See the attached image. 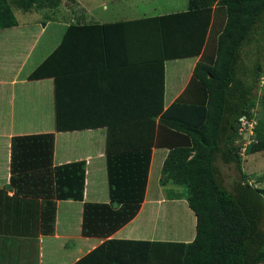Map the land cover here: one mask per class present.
Listing matches in <instances>:
<instances>
[{
  "label": "trees",
  "instance_id": "16d2710c",
  "mask_svg": "<svg viewBox=\"0 0 264 264\" xmlns=\"http://www.w3.org/2000/svg\"><path fill=\"white\" fill-rule=\"evenodd\" d=\"M61 3L0 0V31L19 26L14 8L23 12L55 10ZM213 24L218 28L216 43L208 52ZM263 27L264 0H188L186 9L172 14L118 24L79 22L69 27L61 45L30 75L31 81L47 79L57 75L55 62L57 67L79 64L87 37L113 29L119 56L124 57V46L129 45L126 40L131 37V45L148 47L149 62L159 67L153 70L150 90L159 95L160 101L153 104L160 111L151 119L137 115L140 118L134 116L129 124L131 121L124 119L128 108L123 102L121 118H106L89 126L60 124L58 120L62 119L57 118V130L97 129L106 121L111 131L107 139L109 203H85L84 237L110 238L139 214L148 185L152 148L158 146L169 149L160 184L185 189L189 207L197 217L196 238L191 243L110 240L92 255H111L117 247L120 249L116 254L122 260L115 264H264V190L252 186L243 173L241 145L237 142L242 137L240 119L255 118L257 124L250 137L254 142L247 146L248 153L264 152V120L254 114L264 67L258 58L250 67L243 61L244 49L256 41L261 28L264 41ZM195 56L202 57L190 83L164 110L165 62ZM11 151L10 188L15 194L8 199L25 202L24 206L0 205V220L7 224L18 213L26 224L30 223V208L25 203L43 196L36 225L43 234H53L55 200L85 199L86 162L54 167V133L14 136ZM219 160L240 171L233 190L220 180ZM34 226L28 225L29 232H37ZM128 255L135 260H126Z\"/></svg>",
  "mask_w": 264,
  "mask_h": 264
},
{
  "label": "crops",
  "instance_id": "0c3cea01",
  "mask_svg": "<svg viewBox=\"0 0 264 264\" xmlns=\"http://www.w3.org/2000/svg\"><path fill=\"white\" fill-rule=\"evenodd\" d=\"M148 14L150 13L141 12L139 16L131 18L127 13L120 17L113 16L114 21L102 23L86 20L80 15L72 19V23L55 25V20H49L46 25L39 27L27 23L0 31L3 55L0 65L7 74L6 77H0V103L6 104L9 109L4 113L5 119L0 114V205L24 206L25 202L8 199L15 194L10 188L14 136L54 133V167L86 162L85 199L83 202L55 200L57 215L53 234H43L36 225L43 196L25 203L30 208V223L26 224L18 213L13 214L14 219L7 224L0 220V264H115L122 260L116 254L120 248H114L111 255L92 253L110 240L168 243H191L195 240L197 217L189 207L186 196L171 194L170 191L178 188L177 186L163 187L160 184L169 149L158 146L152 148L148 185L139 214L110 238H89L82 235L85 203H109L107 139L111 131L105 121L97 129L59 132L56 119H62L58 120L60 124L79 123L89 126L106 118H121L125 103L128 114H125L124 119L131 121L129 124L133 123L131 119L134 116L136 119L139 116L151 119L157 115L160 107H154L153 103L160 101V98L152 93L150 87L154 78L153 70L159 67L149 62L150 58L146 54L148 47H140L136 43L131 45L134 41L129 37L126 40L129 45L124 46L123 57L119 56V47L113 41L116 36L114 29L106 34H92L83 45L85 50L80 54L82 59L79 64L72 61L71 64H75L70 67H57L55 62L57 75L29 80L30 75L61 45L71 25L79 22L118 24L150 17ZM213 27L215 29L213 28L207 44L208 52L212 51L216 43L218 28L215 25ZM12 48L21 51L18 57L6 56ZM201 57L165 62V88L162 97L164 110L183 94ZM123 58L124 61L121 60ZM17 99L19 108L15 110ZM137 115L139 116L136 117ZM118 128L119 126L116 130ZM130 128L132 130V126ZM32 223H35L34 229L37 227V232H29L28 225ZM130 259L128 255L126 260Z\"/></svg>",
  "mask_w": 264,
  "mask_h": 264
},
{
  "label": "rangeland",
  "instance_id": "374dc122",
  "mask_svg": "<svg viewBox=\"0 0 264 264\" xmlns=\"http://www.w3.org/2000/svg\"><path fill=\"white\" fill-rule=\"evenodd\" d=\"M187 4L188 0H62L61 5L55 10L40 9L37 11L23 12L14 8V13L19 24L30 23V25L39 27L49 20H55V25H62L68 22L72 23L71 20L75 19V17H80V15L86 20H93L98 23L114 21L115 18L113 16L120 17L127 13L131 18L139 16L141 12H148L150 13L148 15L154 16L184 10L187 8ZM53 17H57L59 20L57 21V18ZM262 36L261 28L255 36L256 41L244 49L243 61L248 67L253 66L257 61L256 58L260 60L264 67V41H262ZM20 52L12 48L6 56L18 57ZM2 58L3 55L1 54L0 45V61ZM1 76L6 77L7 74L1 69L0 65ZM257 92L258 104L254 108V114L258 119L264 120V75L260 78ZM18 108L19 101L17 99L15 102V110H18ZM6 110H9L7 105L0 103V114L3 115V119H5L4 116L6 114L4 115V113ZM240 139L237 142L241 145L240 155L243 160V173L252 186L264 190V152L250 155L247 146H250L254 140L248 137H240ZM217 165L222 184L227 189L233 190L236 182L240 180V171L235 165L225 164L221 160H219ZM99 184L101 186V183ZM170 192L172 195L186 196V191L183 187L175 188V190H171Z\"/></svg>",
  "mask_w": 264,
  "mask_h": 264
},
{
  "label": "built area",
  "instance_id": "2783aa9c",
  "mask_svg": "<svg viewBox=\"0 0 264 264\" xmlns=\"http://www.w3.org/2000/svg\"><path fill=\"white\" fill-rule=\"evenodd\" d=\"M257 124V120L255 118L248 119L247 117H243L240 119V127L239 134L242 137H252L254 135V128ZM255 125V126H254ZM249 133L251 134L249 136Z\"/></svg>",
  "mask_w": 264,
  "mask_h": 264
}]
</instances>
